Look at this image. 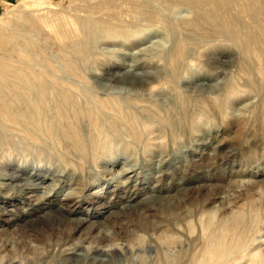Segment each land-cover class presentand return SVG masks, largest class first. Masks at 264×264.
<instances>
[{
  "label": "rangeland",
  "instance_id": "374dc122",
  "mask_svg": "<svg viewBox=\"0 0 264 264\" xmlns=\"http://www.w3.org/2000/svg\"><path fill=\"white\" fill-rule=\"evenodd\" d=\"M203 6L218 15L192 0L0 6V112H31L54 134L38 138L40 161L20 152L21 125L15 145L0 143L12 154L0 157V264H61L72 251L78 264H191L200 213L228 212L264 184V0ZM216 20L234 22L237 38ZM39 202L47 212L31 209ZM263 224L226 263L264 253ZM160 234L179 242L167 248Z\"/></svg>",
  "mask_w": 264,
  "mask_h": 264
},
{
  "label": "bare ground",
  "instance_id": "6f19581e",
  "mask_svg": "<svg viewBox=\"0 0 264 264\" xmlns=\"http://www.w3.org/2000/svg\"><path fill=\"white\" fill-rule=\"evenodd\" d=\"M192 1L195 4L200 6V9L204 13V16H207V18H210V17L214 18L216 15H218V8L217 7L206 8L203 6L205 0H192ZM228 12L227 11L225 12V14L227 15L226 19H228ZM222 22H223L222 20H216L214 23V30L219 32V33H222L224 35H227L229 37L236 39L237 36L239 35V32H240L237 25L234 24V22H233L230 27H227ZM0 118L4 122V126H5V127L3 126L4 128L0 127V143H8V145L9 144L15 145L16 144L15 139L19 135L17 133V132H19V131H17V129H18V126L21 125L24 128H27L26 131H24V132H25V134H28V136L23 135L24 136V143H23V146H22L20 152H22L23 154H27V155H33L31 157H34V153H35L34 150L39 149L40 142H39L38 138L40 139L41 133H44V135H47V136L48 135H50V136L54 135L53 131H48V130H44V129L39 130L40 129L39 128L40 126L38 125V124H40V123H38L39 118L38 117L35 118L33 115H31V112H20L18 114H14V115H12L10 112H0ZM6 121L9 123H7ZM5 122H6V124H5ZM23 122H25V123H23ZM58 135L60 136L61 140L68 143V145L71 143V142L70 143L68 142V138L66 137L67 133L65 131L59 132ZM19 136H21V133ZM75 140H76V138H75ZM20 142H21V140H20ZM21 145H22V143H21ZM19 147H20V145H19ZM14 150H16V149H14ZM2 151H3V149H2ZM38 152H39V150H38ZM18 154H19V150H18ZM40 154H37V155L35 154L37 160H39V161L41 159ZM3 155H5V153L2 154L0 157L7 161V160H10V157L12 154H10L8 157L3 156ZM27 155H25V156L27 157ZM230 155L231 154H229V156ZM41 156H42V154H41ZM7 175H8V179L19 180L23 175V171H20V168H19V169L14 170V172L12 171L9 174L7 173ZM31 184L32 183H27V182L24 183V185L28 186L26 188H31ZM35 186H37V185H35ZM254 188H259V189L255 190ZM242 196H243L242 197L243 202L239 206L231 209L228 212L227 211L225 212L223 210L218 211V210L208 209V210H204L200 213L199 221L198 220H196V221L199 222L198 225H200L201 235L203 236V239H204L203 249L201 251H197L191 255V258H190L191 264H238V259H236V258L239 256L237 254H234V255H237L236 258L234 255H233L234 258H230V256L228 255L229 256L228 263H226V259L223 257V255H225V254L227 255V253H235V252L238 253V251L244 252L246 249L248 250V249L252 248V247L248 248V243H247L246 238H248V231L250 232L253 230L252 225H256V224L259 225L260 222H264V184L255 185V184L251 183V185L249 187H247L246 191L242 194ZM47 208H49L48 203L39 202L37 204H34L31 209H36L37 211H39V210L46 211ZM45 213H43V214H45ZM85 221H86V219H84V218L81 219V223H83ZM81 223H80V225H81ZM164 226H165V224H164ZM186 228H187L188 232L190 233L194 230V224L189 222V223H187ZM200 239H202V238H200ZM129 240H131L135 244H141V245H143V241H144L142 237L136 236V235H130ZM158 240L163 246H166L167 248H169V247L172 248V247L176 246L179 242L178 238H176L175 236H173L171 234H166V235L160 234V235H158ZM202 240H201V242H202ZM198 249H200V247ZM260 249H261V247H260ZM258 250H259V248H258ZM242 252H241V254H242ZM251 253L252 254H249V259L246 261V264H264V253H262V249L258 252H254V253L251 252ZM242 256H244V255H242ZM80 258H81L80 253H76V252L72 251V252L68 253L67 256L62 258L61 264H78ZM164 260L167 264H171L174 261L176 262L177 257L172 258V256L171 257L169 256V258L165 257ZM25 264H31V262L27 261Z\"/></svg>",
  "mask_w": 264,
  "mask_h": 264
},
{
  "label": "crops",
  "instance_id": "0c3cea01",
  "mask_svg": "<svg viewBox=\"0 0 264 264\" xmlns=\"http://www.w3.org/2000/svg\"><path fill=\"white\" fill-rule=\"evenodd\" d=\"M9 0H0V6L7 3Z\"/></svg>",
  "mask_w": 264,
  "mask_h": 264
}]
</instances>
